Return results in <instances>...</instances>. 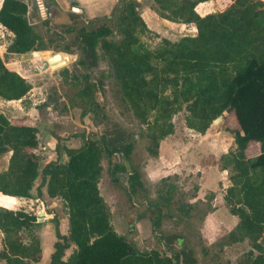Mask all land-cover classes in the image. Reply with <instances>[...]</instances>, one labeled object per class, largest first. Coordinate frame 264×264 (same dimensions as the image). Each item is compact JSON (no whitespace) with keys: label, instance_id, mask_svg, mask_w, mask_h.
I'll list each match as a JSON object with an SVG mask.
<instances>
[{"label":"trees","instance_id":"1","mask_svg":"<svg viewBox=\"0 0 264 264\" xmlns=\"http://www.w3.org/2000/svg\"><path fill=\"white\" fill-rule=\"evenodd\" d=\"M49 1L52 3L48 2L49 6L55 9L54 16L66 19L55 2ZM150 1L159 18L193 26L194 32L177 41L163 38L164 46L155 51L140 50L137 28L150 31L140 12L141 3L119 0L111 16L90 21L92 28L83 26L75 31L71 24L66 27V32L73 35L71 44H78L83 59L92 62L97 55L96 47L100 45L108 61L119 107L130 110L142 123L153 116L150 136L155 155L158 153L155 130L158 129L162 139L168 136L169 114L175 110L174 105L191 102L188 126L203 134L220 115L232 116L235 127L225 128L234 144L232 156L227 159L244 180L251 171L260 170L263 174L251 196L256 220L262 221L264 0H230L224 10L205 16H200L196 8L212 0ZM27 14L28 5L23 0H3L0 24L13 34L4 58L0 56V98L6 101L26 103L24 98L32 87L25 78L6 67L5 59L53 48L29 23ZM76 16L73 14V22ZM95 22L99 24L94 25ZM114 35L118 39H114ZM102 88V83L94 82L89 74H80L75 92L77 102L73 107L80 108L82 116L92 114L97 120L103 108L95 95ZM168 89L173 91V97L166 95ZM55 99L58 101V95ZM47 102L45 105L52 104L49 99ZM36 133L35 128L26 126L7 125L4 128L2 141L12 155L7 169L0 172V193L30 200L34 198V191L41 196L45 189L49 198L62 202L68 216L69 235H62L55 221L57 240L50 264H197L189 235H165L162 223L170 219L192 228L197 221L202 226L212 209L210 194L204 200L191 202L198 197L199 187L195 186L186 201L173 183L177 177L161 179L156 190L152 226L155 235L172 254L141 251L115 230L110 207L99 189L104 159L112 163V180L120 182L118 174L125 170L120 162L122 157H130L134 136L119 132L93 137L82 135L80 147L64 148L66 163L56 160L42 165L34 153ZM251 146L257 147L256 155H250ZM130 181L129 194L133 196L139 187L138 173H133ZM13 201L15 205V199ZM228 204L235 214L237 209L233 201L228 200ZM40 224L35 213L0 206V264L39 263L43 251L33 231ZM24 234L31 236L29 242L24 241ZM222 240H217L213 246L226 245ZM72 246V253L66 257V251ZM175 246L179 249L174 250ZM239 264L260 263L245 261Z\"/></svg>","mask_w":264,"mask_h":264},{"label":"rangeland","instance_id":"2","mask_svg":"<svg viewBox=\"0 0 264 264\" xmlns=\"http://www.w3.org/2000/svg\"><path fill=\"white\" fill-rule=\"evenodd\" d=\"M23 1L28 5L27 19L29 23L43 36L48 45L60 50L49 48L46 51L14 57L17 66L25 67V73L37 75L35 80H33V84L43 86V93L46 94L47 100L51 101L50 111H46L47 122L51 121L53 124L50 126H54V131L65 133L69 138L79 134L93 137L103 134L115 135L117 132L122 135L129 133L134 136L133 150L130 157L128 159L122 157V162H120L125 169L118 174L120 182L115 183L112 180V163L104 159L102 162L104 169L99 189L102 197L110 207L112 224L119 234L124 235L128 241L136 245L141 251L157 250L170 256L172 253L165 249L161 240L153 232L152 218L155 215L154 203L157 198L156 190L158 184L163 178L177 177V179L173 180V183L178 187L180 193L185 195L183 198L187 201L195 186H198L200 189L201 170L208 171L209 168L217 164L218 160V165H221L223 151L227 149L230 152L232 151L234 145L233 139L225 130L226 127H235L232 116L226 113L221 123L217 125L213 123L210 130L203 137L197 139L198 135L186 126L185 117L187 113L183 110L174 117L173 134L164 139V145L162 144L161 146L163 141L160 142L158 153L155 155L152 153L154 148L146 136V128L135 121L130 113L119 107L115 92L113 91L114 81L110 73L108 61L100 45L96 47L97 55L94 61H86V58L83 59L84 56L80 54L79 45L71 44V36L73 35H69L65 30L69 26H65L67 24H63L60 21L55 23L48 19L51 16L53 18L56 17L50 12H45L44 0ZM52 1L55 2L61 11L64 10L61 9V6H71L72 2L86 7H96L97 3L99 7V0ZM118 1L103 0L105 4L103 7H106L105 11L97 10L96 12L94 9H89V12L85 13L83 17L76 16V20L70 27L75 31H78L83 26L92 28L90 21L111 16L116 5L119 3ZM150 4L152 5L151 1L143 0L140 12L142 13L145 6H149ZM211 7H214L215 11L218 9L216 8V4ZM66 11L69 12V9ZM71 13L70 11L68 14ZM98 24V22L94 23V25ZM182 34L191 35L192 32L184 31ZM177 37L179 38L178 35ZM12 38V33L0 27V44L8 45ZM113 38L118 39V36L114 35ZM162 38V36L147 31L142 40L147 47L153 48ZM57 53H61L63 58H67L66 63L55 68L46 67L47 59ZM5 60L7 62L9 59ZM80 74H89L94 82H101L103 85V88L98 90L95 95L96 100L103 108L97 120H94L92 114L82 116V110L75 106L73 107L77 102L75 92L77 78ZM57 95L60 99L58 101L55 99ZM73 120L77 123L80 121V124L82 121V126H76ZM81 139H83L82 136ZM58 142L61 145L63 144L61 138L58 139ZM112 162H114V159H112ZM133 173H138L139 187L138 191L131 196L129 194V184H131L130 176ZM37 183L39 184L40 180ZM43 190L41 196H37V192L34 191L33 199L17 200L15 205L11 198L8 197L7 200L10 202L9 204H12V207L9 208L11 210L25 209L36 215L45 214L41 218V224L34 229L33 235L39 239L41 246L48 252L50 248H52V251L54 250L53 246L57 240L55 221L58 222L60 233L65 236L69 235V225L67 212L62 202L57 199L52 200L44 195ZM197 196L199 197V191ZM198 197L195 200H191V202L198 200ZM203 224L200 226L195 221L192 228H187L183 223L178 224L173 220L166 219L162 223L161 230L165 235L175 233L189 235L191 241L190 247L193 248L197 264H237V261L244 258V255L249 250V246L244 244L233 246L227 242L224 246H213L217 242L215 240L217 235L220 234L221 236L223 233L219 232V230H210L208 234L209 239H207L202 234ZM30 237L28 234H24L23 239L25 242H29ZM222 241L225 242L224 239ZM1 248L2 235L0 234ZM73 249L74 246L66 251V257L72 253ZM178 249L176 247L174 250Z\"/></svg>","mask_w":264,"mask_h":264},{"label":"crops","instance_id":"3","mask_svg":"<svg viewBox=\"0 0 264 264\" xmlns=\"http://www.w3.org/2000/svg\"><path fill=\"white\" fill-rule=\"evenodd\" d=\"M142 1L143 0H138V2H140L141 4ZM2 2L3 0H1L0 2V8ZM230 3V0H212L199 4L196 8V11L200 16H205L210 13L224 10ZM98 4L99 7L97 6V3L96 7H86L82 4L77 5L76 2H72L71 6L68 5L67 7H63L61 6V4L60 6L61 9H64L63 11L69 9V12L71 11V9L77 7L83 11L84 15L85 13L89 12V9H94L96 10V12L97 10H100L102 12L105 11L106 7H103V5H105L103 0H99ZM215 4L217 6L216 8H218L217 11L213 9L214 7H211ZM141 15L151 32L171 41L179 40L182 37L180 35H185L182 34V32L184 31H189L192 33L194 32L193 26L176 24L159 18L157 14L152 10L151 4L149 6H145V8L142 10ZM0 27L5 29L3 26H1V24ZM137 31L138 32L136 36L139 40L140 45L138 49L155 51L164 46L162 38L155 47H147L142 40V38L147 34V31L143 30L141 27H138ZM177 35L179 36V38H176ZM8 45L2 43L0 44V56L2 58H4V55L6 54ZM22 55H11L9 60L5 62V65L10 71L17 72L19 75L25 78L27 82L31 84L32 89L24 98L26 103L23 102V100L6 101L0 98V172L7 169L10 157L12 155V152L4 146L2 141L3 130L7 125L26 126L36 129L37 147L34 150V153L38 156L42 165H46L47 163L56 160L66 163L67 157L64 153V148H78L83 142V139H81L82 135L79 134L73 136L72 138H69L68 135H65V133H58L54 131V126H50L53 123H51V121L47 122L46 111H50L51 105H45L48 103V100L46 94L43 93V86L33 84V80H35V77L37 75H30L28 73H25V67L23 68L22 66H17V62L14 57ZM166 95L173 97V91L168 89L166 91ZM190 104L191 102L174 105L175 110H171L169 114L168 124H170V128L168 137L174 132V117L181 113L183 110H185L187 113L185 117L186 126L189 128V130L195 132V134L198 135L197 139L203 137L206 132L210 130V127L212 126L214 121L210 124L209 128L204 134L188 126L190 117ZM127 112L130 113L131 117L135 121L146 128V136L150 144L154 148V144L152 143V139L150 136V125L154 120L153 116H150L147 123H142L140 119L136 118L135 115L130 112V110ZM73 122L76 126H82V121L81 124L80 121L79 123H77L73 120ZM160 134L161 133H159L158 129H156L155 139H157L158 142L155 141V148L157 145L158 150L160 142L163 141L161 143L162 146V144H165L164 139H166H162ZM60 138L62 139V145L58 142V139ZM249 153L250 155H256L258 153L257 147L251 146L249 149ZM231 154L232 152L228 151V149L223 151L222 157H224H221V165H218V160L217 164L209 168L208 171L201 170L202 176L201 183L199 184L200 189L198 199L204 200L205 196L207 194H210V202L212 205L211 212L208 214L203 224L202 234L205 238L209 239L208 234L210 230H219V232L223 234L221 236L220 234H218L215 238L216 241L219 239H224L229 245L235 246L244 244L246 246H249V250L247 251L246 255H244V258L242 260L237 261V264L243 263L245 261H258L260 264H264V219L262 221L256 220V213L254 212V204H252L251 197L254 194L253 192L256 191V189L260 185L259 182L263 174L260 173V170L251 171L248 179L244 180V178L239 176L236 168L229 163L227 158L231 157ZM43 194L47 196L45 189L43 190ZM7 198L8 197L0 195V206L4 208L8 207L9 209L10 207H12V204H9L10 202L7 200ZM9 198L12 199L13 197ZM13 199H15V201L23 200L18 198ZM228 200H232L235 204V207L237 209L235 214L231 212ZM42 251V260L36 264H50V257L53 252L52 248L48 249V252H46V250L42 246Z\"/></svg>","mask_w":264,"mask_h":264},{"label":"flooded vegetation","instance_id":"4","mask_svg":"<svg viewBox=\"0 0 264 264\" xmlns=\"http://www.w3.org/2000/svg\"><path fill=\"white\" fill-rule=\"evenodd\" d=\"M45 2V3H44ZM44 4H45V7H44V10H45V12L47 11V12H50V13H52V14H54V11H55V9L53 8V7H50L49 6V1H47V0H44ZM71 14H68L67 12H63L64 13V16L66 17V19H64L63 17H57V18H53V16H51L50 18H48L50 21H53V22H55V23H57V21H60V22H62L63 24H67V25H65V26H69L70 24H72L73 23V20L71 19L72 18V16H73V14L74 15H77L78 17H83L84 15H83V11H82V13H75L74 11H73V9H71ZM64 60L66 59L65 57L63 58Z\"/></svg>","mask_w":264,"mask_h":264},{"label":"water","instance_id":"5","mask_svg":"<svg viewBox=\"0 0 264 264\" xmlns=\"http://www.w3.org/2000/svg\"><path fill=\"white\" fill-rule=\"evenodd\" d=\"M73 11L75 13H82V10L79 9V8H73ZM62 61H63L62 54L61 53H57V54H55V55H53V56H51V57L48 58L46 67L47 66H50L52 68H55V67L59 66L60 65V62H62ZM225 114L226 113H224L223 115H220L217 119H215L214 124L217 125V124L221 123L223 121L224 117H225ZM0 194L3 195L2 193H0ZM3 196L9 197L7 195H3Z\"/></svg>","mask_w":264,"mask_h":264},{"label":"built area","instance_id":"6","mask_svg":"<svg viewBox=\"0 0 264 264\" xmlns=\"http://www.w3.org/2000/svg\"><path fill=\"white\" fill-rule=\"evenodd\" d=\"M43 215H45V214H39V215H37V217H38V222H41V218L43 217Z\"/></svg>","mask_w":264,"mask_h":264},{"label":"bare ground","instance_id":"7","mask_svg":"<svg viewBox=\"0 0 264 264\" xmlns=\"http://www.w3.org/2000/svg\"><path fill=\"white\" fill-rule=\"evenodd\" d=\"M66 60H67V58H66L65 60L63 59V61L60 62V65H64V64L66 63ZM60 65H59V66H60Z\"/></svg>","mask_w":264,"mask_h":264}]
</instances>
